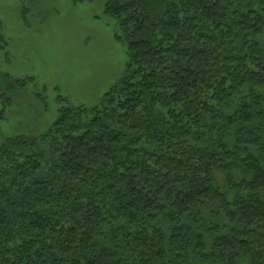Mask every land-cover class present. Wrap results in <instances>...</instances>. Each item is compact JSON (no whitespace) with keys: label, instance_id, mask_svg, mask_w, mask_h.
Segmentation results:
<instances>
[{"label":"trees","instance_id":"16d2710c","mask_svg":"<svg viewBox=\"0 0 264 264\" xmlns=\"http://www.w3.org/2000/svg\"><path fill=\"white\" fill-rule=\"evenodd\" d=\"M104 18L127 64L98 104L57 94L44 133L8 136L34 79L0 74V264H264V0Z\"/></svg>","mask_w":264,"mask_h":264},{"label":"rangeland","instance_id":"374dc122","mask_svg":"<svg viewBox=\"0 0 264 264\" xmlns=\"http://www.w3.org/2000/svg\"><path fill=\"white\" fill-rule=\"evenodd\" d=\"M106 2L0 0V74L34 79L12 95L14 105L2 123L6 135L38 136L62 105L55 101L57 94L75 106H94L120 79L126 46L116 41L117 29L104 18ZM38 94L47 97L48 109Z\"/></svg>","mask_w":264,"mask_h":264}]
</instances>
